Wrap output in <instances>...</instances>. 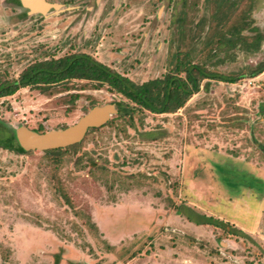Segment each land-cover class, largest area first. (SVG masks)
I'll list each match as a JSON object with an SVG mask.
<instances>
[{
  "label": "rangeland",
  "instance_id": "rangeland-1",
  "mask_svg": "<svg viewBox=\"0 0 264 264\" xmlns=\"http://www.w3.org/2000/svg\"><path fill=\"white\" fill-rule=\"evenodd\" d=\"M45 1L58 8L0 0V84L78 52L138 84L185 76L183 58L245 75L203 81L173 113L88 80L0 97V121L14 130H62L93 105L116 110L61 157L18 138L27 154L0 146V264H264V71L249 75L264 62V38L254 44L264 0Z\"/></svg>",
  "mask_w": 264,
  "mask_h": 264
},
{
  "label": "trees",
  "instance_id": "trees-1",
  "mask_svg": "<svg viewBox=\"0 0 264 264\" xmlns=\"http://www.w3.org/2000/svg\"><path fill=\"white\" fill-rule=\"evenodd\" d=\"M240 29L235 27L230 33L232 37L237 36L242 44L244 40L239 36ZM264 37L257 34L255 45L257 49L261 45ZM238 41H236L237 43ZM178 72H183L185 76L176 73L165 74L163 77L151 79L141 84L136 83L131 78L117 72L110 66L103 64L93 56L85 52L69 54L60 58H53L36 62L26 68L18 80L0 84V97L14 94L19 88L27 86H42L45 89L53 84L70 80H88L97 85L107 84L112 90L123 95L136 107L148 110L152 113H173L185 106L188 100L201 89L202 82L205 80H214L218 82L236 83L245 74L234 75L212 71L204 65L194 63L193 60L183 58L178 60L176 67ZM264 71V62L249 73L251 76ZM93 105L92 107H94ZM66 128V127H65ZM0 131L9 134L5 141L0 140V146L15 150L21 154H27L16 142V130L10 128L5 122L0 121ZM98 128H92L90 131H97ZM17 146H14V141ZM79 145V144H78ZM18 149H17V148ZM75 145L66 148L46 150L56 153L61 157V153L68 148H74ZM179 213H184L183 207L177 208ZM189 219H191L188 216ZM193 222L197 224H212L215 227L225 228L226 224L214 217L196 215ZM192 220V219H191ZM216 220V221H215Z\"/></svg>",
  "mask_w": 264,
  "mask_h": 264
},
{
  "label": "water",
  "instance_id": "water-1",
  "mask_svg": "<svg viewBox=\"0 0 264 264\" xmlns=\"http://www.w3.org/2000/svg\"><path fill=\"white\" fill-rule=\"evenodd\" d=\"M18 4L32 13L45 14L50 8H58L45 0H19ZM116 110L113 105L94 106L76 124L62 130L36 132L27 128L16 129L20 145L27 150H51L81 143L88 131L105 125Z\"/></svg>",
  "mask_w": 264,
  "mask_h": 264
}]
</instances>
